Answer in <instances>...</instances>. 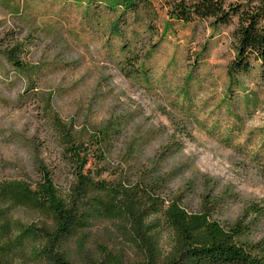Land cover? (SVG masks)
Returning a JSON list of instances; mask_svg holds the SVG:
<instances>
[{"label":"rangeland","instance_id":"1","mask_svg":"<svg viewBox=\"0 0 264 264\" xmlns=\"http://www.w3.org/2000/svg\"><path fill=\"white\" fill-rule=\"evenodd\" d=\"M162 2L154 0L158 19L147 22L142 11L95 14L78 0H0V47L24 39L32 67L29 81L0 49V180L37 181L39 156L66 182L50 102L78 130L117 121L114 157L134 146L139 164L158 160L192 209L211 194L225 222L264 203V79L259 69L231 79L237 19L186 24L170 20ZM128 43L139 71L121 65ZM256 236H264V216Z\"/></svg>","mask_w":264,"mask_h":264},{"label":"trees","instance_id":"2","mask_svg":"<svg viewBox=\"0 0 264 264\" xmlns=\"http://www.w3.org/2000/svg\"><path fill=\"white\" fill-rule=\"evenodd\" d=\"M78 1L95 14L121 8L144 12L147 22L158 19L154 0ZM162 6L170 20L186 24L237 19L231 79L254 69L264 79V0H163ZM10 38L0 47L3 58L31 81L25 41ZM126 50L122 67L139 71L141 56L131 53L130 43ZM44 106L69 177L60 185L58 170L36 156L37 181L0 180V264H264V236H256L263 202L225 222L211 194L192 209L182 194L172 193L158 160L139 164L134 146L114 157L123 129L117 121L78 130L50 102Z\"/></svg>","mask_w":264,"mask_h":264}]
</instances>
